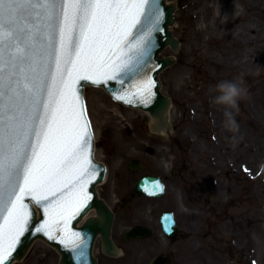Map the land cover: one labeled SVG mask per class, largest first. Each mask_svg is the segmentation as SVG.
Listing matches in <instances>:
<instances>
[{
	"label": "snow or ice",
	"instance_id": "6c2138e0",
	"mask_svg": "<svg viewBox=\"0 0 264 264\" xmlns=\"http://www.w3.org/2000/svg\"><path fill=\"white\" fill-rule=\"evenodd\" d=\"M162 4L0 0V264H12L25 231L55 239L51 228L66 224L65 214L81 196L88 198L90 121L75 86L104 84L113 93L140 77L130 95L147 105L154 81L143 77L154 34L163 32ZM113 98L133 102L128 95ZM156 191H163L158 183L148 194ZM26 196L39 209L29 212ZM45 213L49 220L36 228Z\"/></svg>",
	"mask_w": 264,
	"mask_h": 264
},
{
	"label": "rangeland",
	"instance_id": "374dc122",
	"mask_svg": "<svg viewBox=\"0 0 264 264\" xmlns=\"http://www.w3.org/2000/svg\"><path fill=\"white\" fill-rule=\"evenodd\" d=\"M170 1L178 2L174 33L181 40L177 63L161 73L162 89L173 99L172 139L191 140L202 167L211 165L223 175L232 222L239 224L235 233L256 237L258 258L264 264V0H231L239 9L230 28L222 25L227 18L221 17L220 8L209 10L200 3L203 0ZM195 1L198 7L192 6ZM219 13L223 21L217 24ZM252 28L261 31L255 43L247 31ZM170 54L173 51L167 48L162 56ZM224 80H234L247 91L238 107L230 109L239 125L237 132L224 126L227 106L213 102L216 85ZM86 103L96 154L108 163L110 176L126 158L141 155L140 146L146 149L152 144L153 138L144 134L149 114L117 102L98 87L87 88ZM117 197L112 194L108 199L114 205ZM128 213L119 212L117 234L128 228ZM58 260L57 251L39 241L25 260L15 264H59Z\"/></svg>",
	"mask_w": 264,
	"mask_h": 264
},
{
	"label": "flooded vegetation",
	"instance_id": "af4514ba",
	"mask_svg": "<svg viewBox=\"0 0 264 264\" xmlns=\"http://www.w3.org/2000/svg\"><path fill=\"white\" fill-rule=\"evenodd\" d=\"M146 127L144 134L153 138L152 144L146 149L140 146L141 155L122 161L100 188L116 217L124 210L129 218L123 232L117 234L114 227L113 238L123 254L107 255L98 237L94 246L97 264H260L256 237L235 233L239 224L232 222L235 217L230 215L223 175L211 165L202 167L191 140H173L171 135L153 133L148 124ZM147 176L160 179L162 195L137 191ZM112 194L118 196L114 205L108 199ZM166 212L175 220L169 225L170 233L161 223ZM133 226L151 233L129 237L126 232Z\"/></svg>",
	"mask_w": 264,
	"mask_h": 264
},
{
	"label": "water",
	"instance_id": "95a60500",
	"mask_svg": "<svg viewBox=\"0 0 264 264\" xmlns=\"http://www.w3.org/2000/svg\"><path fill=\"white\" fill-rule=\"evenodd\" d=\"M162 7L163 32L161 34H154V43L156 46L151 49L150 59L148 60V69H150V71H148L147 76L143 77V79L151 78L154 81V86L151 89L152 95L149 97L147 105L145 106L138 103L136 99L130 95L133 85L140 81V77L133 80L132 84H128L124 91H114L113 93L108 92L113 97L114 95H128L129 98L133 99V102L131 104L125 103L124 101L121 102L132 107H138L149 111L153 117L152 130L156 132L170 133L173 130V125L170 121V107L172 99L162 92V83L159 78V74L166 68L174 65L176 63V57L174 55H169L164 58H159V55L168 46H171L174 52L179 51L180 40L171 30V26L174 25L176 21L174 14L177 8V2L167 4V1L163 0ZM129 55H131V53H129ZM89 84L92 83L89 82ZM112 84V81H108V87H111ZM99 86H104V84H100ZM117 87H119V85ZM75 88L77 94L83 102V106L86 108L84 100L85 88L80 89L78 84ZM77 108H79V104L77 105ZM86 119L90 121L87 115V110ZM90 134L91 147L89 149V159L94 167H90L89 169L91 175L88 177L89 182L85 186V192L88 198L84 199L83 196H81L79 202L75 203L71 207L70 211L65 214L64 219H66V224L63 220H60L58 226L54 225L51 228L52 236H54L55 239L49 238V236L44 232L30 230L25 231V233L20 236L18 241L14 244V251L11 252V256L14 257V259H12V263L16 259L22 260L28 254L35 241L39 239L46 241L59 250L62 255L61 264H96L97 259L93 256V245L99 234H102L104 251L107 254L118 255L120 253V249H118L112 238V227L115 220V213L111 210L105 200L99 197L97 191V185L105 177L106 166L104 163L96 160L95 158V136L92 130L91 122ZM93 176L95 177L94 179L92 178ZM157 183L160 185L155 177L147 176L142 179V182L139 185V192L148 193L149 190L154 189V186ZM161 192L162 191H156L154 195L160 196L162 194ZM24 202L28 204L29 212H31L33 208L39 209L35 200L30 197L26 196ZM91 210H95L96 213L85 219L86 215ZM164 219H166L168 224L169 219L165 217ZM48 220L49 216L45 213L43 215V219L39 220V223L36 224V228H39ZM81 222H83L82 225H80ZM32 223L33 219L32 216H30L29 224ZM60 228L64 229L63 232L59 230ZM73 233L79 237V240L76 239V236L72 235ZM149 233L150 231H144L141 227H134L127 232V235L130 237L136 234ZM61 237L64 238L63 243L61 242ZM76 244H79L80 247H74ZM81 250L84 251L85 255L78 258L77 253ZM5 264H7V262H5Z\"/></svg>",
	"mask_w": 264,
	"mask_h": 264
},
{
	"label": "clouds",
	"instance_id": "9594fccd",
	"mask_svg": "<svg viewBox=\"0 0 264 264\" xmlns=\"http://www.w3.org/2000/svg\"><path fill=\"white\" fill-rule=\"evenodd\" d=\"M216 92L218 95L213 98V102L227 106L224 112L226 118L225 128L232 132H237L239 125L230 109L238 107V101L247 95L246 89L234 80H224L216 85Z\"/></svg>",
	"mask_w": 264,
	"mask_h": 264
},
{
	"label": "bare ground",
	"instance_id": "6f19581e",
	"mask_svg": "<svg viewBox=\"0 0 264 264\" xmlns=\"http://www.w3.org/2000/svg\"><path fill=\"white\" fill-rule=\"evenodd\" d=\"M210 1H212V0H203V1H200V3L205 4L209 10H212L213 8H216V7H217V9L220 8L219 12H222L221 17L223 15V17L225 16V19L227 18L226 23H224V24L222 23V25H227L228 28L234 27V24H235L234 18L236 17L235 12L239 9L237 6L238 2H236V1L232 2L231 0H215L216 2L212 3ZM200 3H199V1L198 2L195 1V2H193L192 6L198 7L200 5ZM221 17H220V13L217 15V17H215V21L217 24H220L223 21V18L221 19ZM258 30L256 28H252V29H250V32H249V29H247L249 35L251 34V40L254 43H255L254 38H255L256 34L258 33ZM260 36H261V31H260ZM259 41L260 40H258V42Z\"/></svg>",
	"mask_w": 264,
	"mask_h": 264
}]
</instances>
